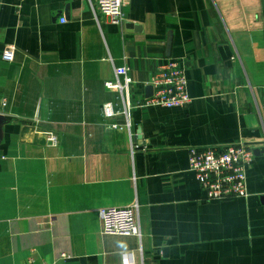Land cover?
I'll return each mask as SVG.
<instances>
[{
	"label": "crops",
	"instance_id": "0c3cea01",
	"mask_svg": "<svg viewBox=\"0 0 264 264\" xmlns=\"http://www.w3.org/2000/svg\"><path fill=\"white\" fill-rule=\"evenodd\" d=\"M123 14L0 0V264H264V0H129ZM169 60L190 103L142 106ZM118 67L129 128L105 86ZM239 143L255 154L249 195L207 200L190 148ZM133 205L140 235L103 233L101 209Z\"/></svg>",
	"mask_w": 264,
	"mask_h": 264
},
{
	"label": "built area",
	"instance_id": "2783aa9c",
	"mask_svg": "<svg viewBox=\"0 0 264 264\" xmlns=\"http://www.w3.org/2000/svg\"><path fill=\"white\" fill-rule=\"evenodd\" d=\"M129 0H96L98 11L111 18L113 23L124 20L123 8ZM64 22L65 19L63 18ZM15 45H6L2 57L12 62L15 57ZM133 79L126 67H118L115 79L105 82L108 89L121 94L124 114L127 117L126 128L130 127V87ZM153 92L146 97L142 106H160L167 108L183 107L191 101L188 92V79L180 61L169 60L162 65L151 80ZM103 116L112 118L117 114L113 103L102 106ZM118 127L119 124H112ZM49 140L57 144L56 136ZM189 168L192 170L207 200L247 197V168L254 160L252 146L244 143L214 145L205 148L191 147L189 150ZM102 231L107 235H140L137 220V205L125 208H104L100 211Z\"/></svg>",
	"mask_w": 264,
	"mask_h": 264
},
{
	"label": "water",
	"instance_id": "95a60500",
	"mask_svg": "<svg viewBox=\"0 0 264 264\" xmlns=\"http://www.w3.org/2000/svg\"><path fill=\"white\" fill-rule=\"evenodd\" d=\"M148 90H149V92H148L149 94L146 97H149L152 94L153 88L151 85L148 87ZM3 118L4 117L2 115H0V123L3 120ZM248 145L252 146V144H250V143Z\"/></svg>",
	"mask_w": 264,
	"mask_h": 264
}]
</instances>
